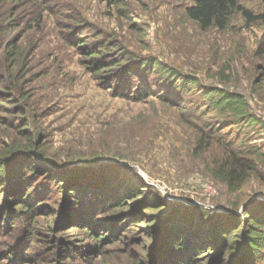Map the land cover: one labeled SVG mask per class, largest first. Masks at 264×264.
Returning <instances> with one entry per match:
<instances>
[{
    "label": "rangeland",
    "instance_id": "1",
    "mask_svg": "<svg viewBox=\"0 0 264 264\" xmlns=\"http://www.w3.org/2000/svg\"><path fill=\"white\" fill-rule=\"evenodd\" d=\"M47 1L57 8L48 9L40 27L25 31L14 43L16 53L23 55V63H27L21 73L17 72L20 74L17 86L28 95L24 115L15 112L20 96L6 84H11L10 76L0 67V96L8 100L0 101V146L24 143L26 135H30L34 155L38 157V169L41 163L47 162L65 168L74 162L80 165L88 156H93L97 163L109 162L125 167L127 169L122 172L125 176H135L134 182L140 180L151 186L163 200L182 212H192L201 218L199 225L208 221L213 224L218 214H240L254 199L264 201V166L259 165L256 174L239 191L231 193L225 184L211 178L201 157L192 154L193 126L200 122L193 113L198 85L235 91L246 99L249 112L258 123L256 132L246 129L243 134L250 138L251 144L260 145L264 152L262 26L248 24L237 15L224 30H201L184 14L185 7L193 0ZM239 1L253 12L261 8L258 0ZM73 17L86 26L83 33L81 29L80 33L75 32L66 25L75 23ZM17 33L21 32H8L14 38L19 36ZM71 35L76 37L74 41L68 37ZM112 42L127 53L137 57L155 56L186 75H194L198 78L196 90L193 89L189 98L185 97L186 104L181 107L165 103L154 95L138 99L112 94L102 87L103 82L99 83L102 78L111 77L112 72L95 71V66L110 61L118 52L107 49ZM90 43L94 44L92 49L84 48ZM97 44L100 47L97 48ZM91 50L95 52L90 57L88 52ZM139 76L130 81L137 83L141 79ZM145 85L149 86V83L145 82ZM138 89L146 88L137 86L135 90ZM130 90L133 89L128 87L124 92ZM189 100L192 101L190 104ZM181 108H187V121L183 120ZM24 116L27 124L22 122ZM210 116L215 115L210 113ZM18 117L21 122H17ZM34 160V157L29 158L30 162ZM29 161L23 160L26 164ZM15 165L13 161L9 166L14 168ZM25 176L32 180L29 172ZM25 180L20 181L24 183ZM33 180H36L33 185L46 183L44 176ZM85 180L94 179L87 177ZM55 184L52 182L51 189ZM11 190L9 186H0V201L13 194ZM55 190L53 196H44L35 206L43 235L50 224L59 222L62 210L68 209L62 191ZM32 194L37 193L29 191L28 196ZM89 198L86 204H90ZM85 208L90 211V207ZM76 210L80 212V209ZM76 210L70 215L71 223L77 219ZM65 217L64 213L62 221ZM99 220L96 225L105 232L108 219ZM131 228L127 232L128 239L120 237V242L106 247L93 264H149L155 259L158 244L145 243V238L136 233L137 228L142 230L146 224L140 223L137 227L133 224ZM43 235L38 236L41 241L36 240L30 245L33 250L25 253V262H29L32 254L40 253L45 243ZM234 238L232 236L231 240H236ZM50 250L51 246L47 244V251ZM217 252L219 249L214 248L199 253L203 257L194 264H215L220 256ZM235 252L227 253L224 264H233ZM77 264H83V259Z\"/></svg>",
    "mask_w": 264,
    "mask_h": 264
},
{
    "label": "trees",
    "instance_id": "2",
    "mask_svg": "<svg viewBox=\"0 0 264 264\" xmlns=\"http://www.w3.org/2000/svg\"><path fill=\"white\" fill-rule=\"evenodd\" d=\"M258 1L261 8L253 12L239 0H193L191 5L185 7L184 14L201 30H224L237 15L248 24L264 28V0ZM53 7L47 0H0V67L10 76L11 84H6L20 96L19 106L15 110L20 115L25 114L28 95L17 86L20 77L17 72L21 73L27 63H23V55L16 53L14 43L25 31L40 27L44 13L50 8H57ZM72 19L76 20L75 23L66 25L75 32L80 33L81 29L83 33L86 26L77 17ZM15 30L21 32L17 33L19 36L16 38L8 34L9 31L15 33ZM68 37L72 41L76 39L72 35ZM93 45L90 43L84 48L92 49ZM97 45V48L100 47ZM99 49L102 51V48ZM107 49L112 53L118 52L110 61L95 66V71L112 72L111 77L99 81L112 94L138 99L154 95L165 103L181 107L186 104L185 97L189 98L193 89L198 90L193 113L200 122L193 126L195 141L192 154L201 157L214 181L225 184L229 192H236L256 174L259 165L264 166L261 146L251 144L250 138L243 134L246 129L256 132L258 121L250 114L247 101L240 93L211 86L202 88L194 75H186L155 56L137 57L127 53L115 42L110 43ZM261 51H264V45ZM94 52L89 51V56H93ZM137 75L141 79L132 83L135 81L130 79H137ZM159 81L162 84L159 85ZM137 86L146 89L135 90ZM128 87L133 90L124 92ZM0 99L8 101L3 95ZM191 102L189 100V104ZM181 109L183 120L187 121V108ZM210 113L215 116L211 117ZM17 122H21L19 117ZM22 122L28 123L25 116ZM26 137L24 143L4 142L0 146V186H9L13 192L0 201V264H77L79 259H83V264H93L106 247L120 242L118 239L122 236L128 239L127 232L132 229L131 226L135 224L137 227L140 223H145L146 228H137L136 233L145 238V243L158 244L155 259L149 264H194L203 257L199 253L214 248L219 249L216 254H220L215 264H224L225 256L231 250L236 251L232 257L233 264H264L263 200L254 199L240 214H218L213 224L208 221L199 225L201 218L192 212H182L179 207L168 204L151 186L140 180L134 182L135 176H125L122 173L127 169L125 167L109 162L97 163L93 156H88L80 165L74 162L65 168L47 162L40 164L42 170L36 168L38 157L32 149L33 140L30 135ZM32 157L35 160L30 162L29 158ZM13 161L16 165L10 168ZM26 172L30 173L32 180L25 176ZM85 173L88 175L83 178ZM39 176H44L46 183L33 185L36 181L33 179ZM87 177L94 180H85ZM23 178L26 179L24 183L20 181ZM52 182L57 184L51 189ZM55 188L64 194L68 209L66 212L62 210L59 222L50 224L43 235V230L38 226L35 206L44 196H53ZM29 191L37 194L28 196ZM88 196L90 204L85 203ZM86 206L90 207V211L85 210ZM75 210L77 219L71 223L70 215ZM110 212H113V216H106ZM64 213L66 217L62 221ZM106 218V231L101 232L96 222ZM40 235L44 236V246L40 253L32 254L29 262H25L23 256L33 250L30 245L34 241H41ZM232 236L236 240H231ZM47 244L51 246L50 252L47 251Z\"/></svg>",
    "mask_w": 264,
    "mask_h": 264
}]
</instances>
